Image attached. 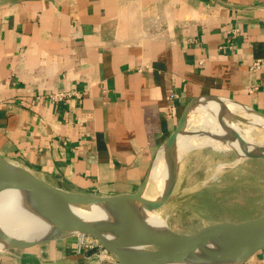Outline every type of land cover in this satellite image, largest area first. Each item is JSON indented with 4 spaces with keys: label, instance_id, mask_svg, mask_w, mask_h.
Returning a JSON list of instances; mask_svg holds the SVG:
<instances>
[{
    "label": "crops",
    "instance_id": "obj_1",
    "mask_svg": "<svg viewBox=\"0 0 264 264\" xmlns=\"http://www.w3.org/2000/svg\"><path fill=\"white\" fill-rule=\"evenodd\" d=\"M215 99L264 116V0H0V156L55 187L136 191L184 107ZM81 239L0 264H117Z\"/></svg>",
    "mask_w": 264,
    "mask_h": 264
},
{
    "label": "water",
    "instance_id": "obj_2",
    "mask_svg": "<svg viewBox=\"0 0 264 264\" xmlns=\"http://www.w3.org/2000/svg\"><path fill=\"white\" fill-rule=\"evenodd\" d=\"M214 102L219 104L223 101L215 99ZM200 103L193 100L184 107L175 129L162 146L168 184L154 198L146 195L150 172L134 192L100 196L55 187L31 170L0 156V201L15 199V203L26 212L44 218L61 231L52 236L21 242L5 238L0 232L2 249H23L69 235H84L95 239L117 264H183L179 260L184 257L220 259L241 264L264 248V213L249 220L205 225L192 232L175 231L165 224L151 221L146 215V212L154 213L172 196L176 180V145L180 136L201 133L187 129L188 119ZM209 109L212 112V108ZM236 140L250 153L246 157L264 158L263 155L252 152L244 140ZM133 201L138 204L141 220L123 228L96 225L91 217L81 212V209L96 207L124 215L128 204ZM174 254L180 259L175 258Z\"/></svg>",
    "mask_w": 264,
    "mask_h": 264
},
{
    "label": "rangeland",
    "instance_id": "obj_3",
    "mask_svg": "<svg viewBox=\"0 0 264 264\" xmlns=\"http://www.w3.org/2000/svg\"><path fill=\"white\" fill-rule=\"evenodd\" d=\"M217 105L224 112L221 116L229 128L238 130L246 141L264 145V126L254 120V113L230 101ZM238 106L243 110L236 109ZM203 108L198 105V110L192 111L187 129L206 134L193 133L181 137L180 142L192 138V143L189 148L178 149L172 196L154 211L167 227L178 232H192L218 222L249 220L264 213V158H240L232 148L220 150L213 145L216 141L206 144L204 138L212 126L203 123L202 119L206 117L211 121L212 112ZM259 117L264 120L263 116ZM164 170L167 171L164 162L155 163L147 185L148 197L161 194V182L167 180Z\"/></svg>",
    "mask_w": 264,
    "mask_h": 264
},
{
    "label": "bare ground",
    "instance_id": "obj_4",
    "mask_svg": "<svg viewBox=\"0 0 264 264\" xmlns=\"http://www.w3.org/2000/svg\"><path fill=\"white\" fill-rule=\"evenodd\" d=\"M200 105L208 109L212 108V114H211L212 120L210 121L206 117L205 119H202L203 123H206L207 125L209 124L212 126V130L210 132H207V135H206L207 137L205 136L206 138H204L206 140V144L207 143L213 144L216 141L213 145L218 147L220 150L221 149L223 150L225 148L226 149L232 148L236 152H238L240 158H244L248 156L250 153H248L246 149L242 148V146L237 143L236 139H242L249 144L252 152L261 154L264 156V145H258V144H254V142L251 143L249 141H246L245 139L242 138L238 130L234 131V129L231 126H230L231 129L228 127L229 126V124H227L228 122H226L224 120V117L222 118L221 116L222 113L224 112H221V110H219V106L216 104V102L207 101L205 103H200ZM205 108H203V110ZM236 109L243 110V108L239 106ZM254 114H255L254 120L257 121V123H259L260 125L264 126V120L259 117L261 115L256 114V113ZM225 117L227 118L226 115ZM223 125L226 128H224ZM201 133L203 134V132ZM181 137L182 136H180V139ZM180 139L178 140L177 145H176L177 158H178V149L179 148L183 149V147L184 149L189 148V146L192 143V138H187L185 141L183 140V142H180ZM220 139L226 140V141H221ZM160 154L162 153H159L158 155L160 156ZM157 162L158 163L164 162V159L163 160L159 159V161ZM165 172L167 174V171ZM165 183H166V180L164 179V181L161 182L162 184L161 189L164 188L163 186ZM14 200H10L7 202L0 201V232L5 238H9L14 241L16 240V241L21 242L24 240L27 241V240L38 239L41 236H52L55 234H59L61 232L57 226H55L54 224H50L44 218L39 217L35 214H30L26 212L27 210L22 208V206H18ZM81 212L85 216L91 217L92 222L94 224L102 226V227H107V228L108 227L109 228H123L125 226L140 222L141 220L140 209L138 207V204L134 201L128 204L126 214L124 215H117L107 210L103 211L96 207H90V209H87V210L81 209ZM146 215L151 221H154L160 224H164L165 222V221L163 222V219L157 213L146 212ZM0 250H2L1 244H0ZM174 255H175V258L177 257L180 259L178 255L176 254ZM179 261H181L183 264H235L233 261H224L220 259L210 260V259H201V258H192V257H184L180 259Z\"/></svg>",
    "mask_w": 264,
    "mask_h": 264
},
{
    "label": "built area",
    "instance_id": "obj_5",
    "mask_svg": "<svg viewBox=\"0 0 264 264\" xmlns=\"http://www.w3.org/2000/svg\"><path fill=\"white\" fill-rule=\"evenodd\" d=\"M254 67L255 68H259V62H255L254 64ZM62 94H58V97H60ZM84 236V235H82ZM80 243L85 247L87 248L88 250H91V251H97L98 254H107L106 250L103 249L99 244L98 242L89 237V236H86V239H81L80 240Z\"/></svg>",
    "mask_w": 264,
    "mask_h": 264
}]
</instances>
